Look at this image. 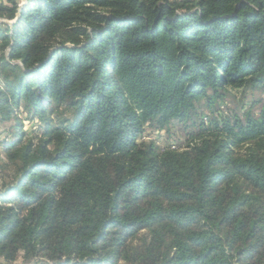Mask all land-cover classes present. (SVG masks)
<instances>
[{"label":"trees","instance_id":"obj_1","mask_svg":"<svg viewBox=\"0 0 264 264\" xmlns=\"http://www.w3.org/2000/svg\"><path fill=\"white\" fill-rule=\"evenodd\" d=\"M0 18L17 19L0 24V129L20 130L5 263L264 264V152L229 153L264 139V107L213 112L232 91L264 95V0H0ZM18 114L44 139L23 143ZM189 122L222 132L184 152L138 142Z\"/></svg>","mask_w":264,"mask_h":264},{"label":"rangeland","instance_id":"obj_2","mask_svg":"<svg viewBox=\"0 0 264 264\" xmlns=\"http://www.w3.org/2000/svg\"><path fill=\"white\" fill-rule=\"evenodd\" d=\"M7 1V0H4ZM20 7L22 5H26L28 0H18ZM24 5V6H25ZM23 6V7H24ZM1 19V18H0ZM4 20V19H1ZM17 20V19H16ZM6 21V19H5ZM7 22H12L8 21ZM2 24V23H0ZM5 24V23H4ZM9 27L13 25L7 24ZM6 57H8V50L5 52ZM1 68V63H0ZM205 105V103H204ZM223 106L220 107L218 103L213 105V112H215L216 116L224 117L226 116L227 119H230V122H234L235 117H239L241 122H244L246 119V115L250 114L251 116L258 118L261 114V111L264 107V95L260 92H246L243 94L241 91H232L228 98L226 99L225 104H221ZM225 105V106H224ZM210 115L211 111L208 110L207 107L203 106L199 108V115L205 114L209 115L210 119L215 118L214 114ZM19 115V114H18ZM19 119L23 122L22 131L26 134L23 143L33 140L35 144L40 142V140L44 139V132L45 128L43 123L39 120H29L26 114H20L18 116ZM204 116H199V120L203 119ZM209 122V121H208ZM18 122H12L9 124H5L0 129V192L4 191L6 187L11 186L16 183L18 177V162L13 163L8 159L6 155L5 144L13 142L17 140L18 136L20 135V130H18L17 125ZM199 125V123H198ZM193 127L191 126V122L188 124L183 123H176L173 124L169 130L163 131L155 128V126L151 124H147L144 128V137L148 139L139 138V143H154L161 152L165 151H178L184 152L191 147L189 146L195 138V143L202 141L203 136L207 134H218L221 133V127L217 128L215 125L210 127V131H199V126ZM223 130V129H222ZM194 135V136H193ZM261 140V139H260ZM194 146V145H193ZM250 151H255L258 154H263L264 152V139L261 140L260 143L256 141L247 142L244 144H239L232 147L229 150V153L233 155V157L237 155H245L248 154ZM1 204V202H0ZM147 232L142 231L138 237H142ZM139 243L137 239L133 241V244ZM8 264L5 263L2 258H0V264ZM11 264H53L46 260L45 258H33L28 260H23L22 258L17 259L15 262ZM120 264H125V262H121Z\"/></svg>","mask_w":264,"mask_h":264},{"label":"water","instance_id":"obj_3","mask_svg":"<svg viewBox=\"0 0 264 264\" xmlns=\"http://www.w3.org/2000/svg\"><path fill=\"white\" fill-rule=\"evenodd\" d=\"M24 5H25V4H24ZM24 5H22V7H23ZM16 22H17V20L12 21V22H7V21H5V20H1V19H0V23L10 24V25L15 24Z\"/></svg>","mask_w":264,"mask_h":264},{"label":"built area","instance_id":"obj_4","mask_svg":"<svg viewBox=\"0 0 264 264\" xmlns=\"http://www.w3.org/2000/svg\"><path fill=\"white\" fill-rule=\"evenodd\" d=\"M144 134H145V133H144ZM144 134H143L142 138L144 137ZM143 139H148V138H143Z\"/></svg>","mask_w":264,"mask_h":264}]
</instances>
